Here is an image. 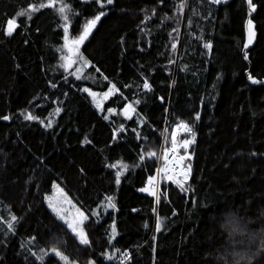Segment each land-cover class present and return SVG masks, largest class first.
Wrapping results in <instances>:
<instances>
[{
    "label": "trees",
    "instance_id": "1",
    "mask_svg": "<svg viewBox=\"0 0 264 264\" xmlns=\"http://www.w3.org/2000/svg\"><path fill=\"white\" fill-rule=\"evenodd\" d=\"M48 3L0 0V264H264V83L248 74L264 79V0L249 60L247 0ZM101 11L72 55L65 24L70 44ZM112 86L103 111L84 91ZM180 123L191 176L162 179L157 203L141 189ZM56 183L85 211L87 245L47 204Z\"/></svg>",
    "mask_w": 264,
    "mask_h": 264
},
{
    "label": "snow or ice",
    "instance_id": "2",
    "mask_svg": "<svg viewBox=\"0 0 264 264\" xmlns=\"http://www.w3.org/2000/svg\"><path fill=\"white\" fill-rule=\"evenodd\" d=\"M55 2L56 0H49V3L48 4H40L39 7H52V6H55ZM96 2L100 5L101 8H104L106 4H112L113 3V0H96ZM222 0H213V3H221ZM248 4H249V7L252 11H255V5L252 3V0H248ZM68 8L67 5H62L61 7H59L58 11L63 14L65 13L66 9ZM184 8V4L181 3L179 5V10L182 11ZM30 11H37L38 10V7L37 6H31ZM18 15L20 16H23V15H26V12H20ZM105 15V12L101 11L98 15H96L92 20H89L84 28V31L83 33L76 39V40H73L69 43H67V32H68V25L67 23L65 24V39H66V47H68V50L70 53L74 52V51H78V46L83 43L84 40L87 39L88 35L90 34V31L92 28L95 27L96 23L101 19L102 16ZM30 18V17H29ZM64 20L67 21L68 20V17L66 15L63 16ZM249 43H251L252 39L254 38V32L252 31V21L249 20ZM19 25L16 23V20L15 19H9L7 21V34L8 35H11L12 32L15 30L16 27H18ZM173 48H175V44L172 45ZM205 47L206 48H211V44H205ZM245 47H247V45H245ZM68 64L65 65L66 67L67 66H70L71 64V57H68ZM249 79L252 80L253 83H257L258 81L254 80L251 76H249ZM114 87V86H113ZM144 88H149V85L147 82L144 83ZM85 92H89L90 95H92L95 99V96L96 94L95 93H91L89 89L85 88L84 89ZM112 89L109 90V93H111ZM109 93H105V97L107 95H109ZM98 107L100 106L99 104L97 105ZM128 109H131V105L128 106ZM109 111H112V110H109ZM59 112V109H57V113ZM127 114V110H126V113ZM107 118V117H105ZM2 119H9L8 116H4L2 117ZM25 119H28V120H33V119H38L37 117L33 116L31 113H28L25 115ZM197 119H199V117L197 116ZM43 123V121H42ZM51 120L48 122L47 126L48 127H51ZM180 128H183L185 131H191V129L186 125V124H183L181 123V125L179 126ZM192 141H189V140H185L183 141V147H187V145L189 143H191ZM176 148H177V145L175 143V137L173 136V144H172V151L175 152L176 151ZM147 155L149 157H154L156 156V153L155 152H149L147 153ZM144 157H141V159H143ZM165 158H167V154H165ZM181 160L184 159L183 157L180 158ZM113 167H116L115 165H113ZM122 174V171H118L117 172V177H116V182L119 183L120 182V175ZM169 179H171V177H169ZM153 180L154 178H150L149 179V185L152 186L153 185ZM141 191H145V192H149L150 195H153L156 197V200H157V203H159V196L157 195V193L152 190L151 187L149 188H144V189H141ZM107 207H115V205L112 203L111 201V197H108L107 198ZM96 215H99V212L96 213ZM81 217L83 219H87V217H84L83 214L81 213ZM12 221H15L16 220V217L13 216L12 218ZM70 228L73 229V231H76L77 228L79 227V225H73V224H69L68 225ZM161 228V223L160 221L158 220L157 222V225H156V230L159 231ZM8 229L11 230L12 229V224L9 222L8 224ZM116 234V231H115V225L113 224L112 226V236L114 237ZM79 235H80V242L82 244H85L87 245L89 243L88 239L86 238V236L84 235V233L82 232V230L79 232ZM55 251V250H53ZM56 255H60L59 252L56 253ZM126 255V254H125ZM63 258V257H62Z\"/></svg>",
    "mask_w": 264,
    "mask_h": 264
},
{
    "label": "rangeland",
    "instance_id": "3",
    "mask_svg": "<svg viewBox=\"0 0 264 264\" xmlns=\"http://www.w3.org/2000/svg\"><path fill=\"white\" fill-rule=\"evenodd\" d=\"M106 5H108V4H106ZM76 39L75 38H73V39L69 38V40H72V41L76 40ZM76 53H77V51H74V52H72V55H74ZM88 64H89V62H86V64L83 63V65H81L79 67L77 72L78 73L83 72ZM87 89H89L91 93H95L96 94L95 99H94V97L92 95H90V96H91L95 106L100 111L104 110L105 101L112 94H114V92L116 91V89L113 86L110 88V89H112L111 93H109L110 89L107 90V91H97V90H93V89H90V88H87ZM105 93H109V95H107L105 97V95H104ZM98 104L100 105L99 107L97 106ZM115 112H116L115 110L109 111L108 115L110 116L112 113H115ZM183 124H186V123H183ZM180 125H181V123L174 126V128L172 130V133H171V139H172L171 143H168V141H167V143H165V141L163 139L162 145H163V143H165L166 145H172L173 144V136L175 137V141L180 139V138H178L179 133L185 132V130L183 128L179 127ZM192 140H193V138H190V141H192ZM162 145H161V148H162ZM191 145H192V142L189 143V145L186 148L183 147V151L186 153L187 159L191 157V154H190ZM161 148L159 150V155H160ZM149 186L150 185L148 184V187H146V188H149ZM186 186H187V184H181L182 188H185ZM46 202H47L49 208L52 209L55 212V214L59 218H61L64 222H66L68 225L69 224H73V225H77L78 224L79 225L77 230L74 231L76 234L79 235V232L81 230L84 233V231H83V223L85 222L86 219H83L81 217V213L83 214L84 217H87L86 213H85V211H83V209L73 199H71V197L68 195V193L65 191V189L62 186H60L58 183H56L54 185L53 191L50 194L47 195ZM79 237H80V235H79ZM54 250H55V252H59L60 253V251H58L59 249H54ZM61 254L62 253H60V255ZM65 258H67V257H65ZM69 263H71V262L69 261Z\"/></svg>",
    "mask_w": 264,
    "mask_h": 264
},
{
    "label": "built area",
    "instance_id": "4",
    "mask_svg": "<svg viewBox=\"0 0 264 264\" xmlns=\"http://www.w3.org/2000/svg\"><path fill=\"white\" fill-rule=\"evenodd\" d=\"M185 140L190 141V138L185 137L183 139L175 141L177 145L175 152L171 150L172 145H166L165 143H163L159 155L156 176L153 180V185L151 186L152 190H154L157 195L159 193L162 179L172 181L180 187L181 184H187V182L189 181L191 176V168L189 165H187V155L183 151L182 146L183 141ZM165 154H167V158H165ZM181 157H183L184 159L181 160ZM169 177H171V179H169Z\"/></svg>",
    "mask_w": 264,
    "mask_h": 264
},
{
    "label": "water",
    "instance_id": "5",
    "mask_svg": "<svg viewBox=\"0 0 264 264\" xmlns=\"http://www.w3.org/2000/svg\"><path fill=\"white\" fill-rule=\"evenodd\" d=\"M247 1H248V0H247ZM252 3H253V0H252ZM254 5H255V11H252V10L250 9V7H249L248 18H247V20H246V42H245V45H247V47L244 46V55H245V58H246L247 60H249V49L252 47V45H253V43H254V40H255V35H256V33H255V27H254V24H253V19H252V17L256 14L257 5H256V4H254ZM249 20L252 21V31L254 32V38L252 39L251 43H249V23H248ZM16 23L18 24L17 21H16ZM250 65H251V62H250ZM250 71H251V67H250V69H249V71H248V74H249V76H251L254 80L258 81L257 83H253L252 80L249 79L251 83H253V84H262V83H264V79H261V80H260V79H258L257 77L252 76V74L250 73Z\"/></svg>",
    "mask_w": 264,
    "mask_h": 264
},
{
    "label": "clouds",
    "instance_id": "6",
    "mask_svg": "<svg viewBox=\"0 0 264 264\" xmlns=\"http://www.w3.org/2000/svg\"><path fill=\"white\" fill-rule=\"evenodd\" d=\"M258 254V253H257ZM256 254V255H257ZM255 257H245L244 259L247 261V264H253V260H254ZM237 264H239V261L237 262Z\"/></svg>",
    "mask_w": 264,
    "mask_h": 264
}]
</instances>
